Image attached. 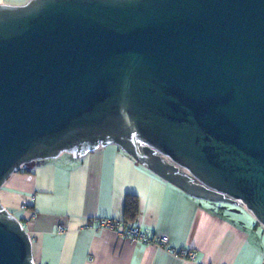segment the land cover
Returning a JSON list of instances; mask_svg holds the SVG:
<instances>
[{"label":"water","instance_id":"1","mask_svg":"<svg viewBox=\"0 0 264 264\" xmlns=\"http://www.w3.org/2000/svg\"><path fill=\"white\" fill-rule=\"evenodd\" d=\"M108 145L264 227V0L0 5V188ZM0 264H35L1 202Z\"/></svg>","mask_w":264,"mask_h":264},{"label":"crops","instance_id":"2","mask_svg":"<svg viewBox=\"0 0 264 264\" xmlns=\"http://www.w3.org/2000/svg\"><path fill=\"white\" fill-rule=\"evenodd\" d=\"M29 1L0 0V5ZM128 197L138 200L133 220L126 216ZM0 202L29 232L35 264H264V227L250 212L194 198L116 145L80 158L62 154L29 163L6 179ZM96 218L166 235L171 248L194 250L197 259L97 230Z\"/></svg>","mask_w":264,"mask_h":264},{"label":"built area","instance_id":"3","mask_svg":"<svg viewBox=\"0 0 264 264\" xmlns=\"http://www.w3.org/2000/svg\"><path fill=\"white\" fill-rule=\"evenodd\" d=\"M32 217L34 214L31 215ZM94 228L97 230H111L115 231L121 239H126L132 243L143 245H155L167 250L175 256L195 261L197 259V252L189 249H173L169 246V238L166 235L158 236L154 231H144L133 223L108 219L96 218L94 219ZM62 227H59V232H63Z\"/></svg>","mask_w":264,"mask_h":264},{"label":"trees","instance_id":"4","mask_svg":"<svg viewBox=\"0 0 264 264\" xmlns=\"http://www.w3.org/2000/svg\"><path fill=\"white\" fill-rule=\"evenodd\" d=\"M138 214V200L135 197H128L126 203V216L133 220Z\"/></svg>","mask_w":264,"mask_h":264},{"label":"rangeland","instance_id":"5","mask_svg":"<svg viewBox=\"0 0 264 264\" xmlns=\"http://www.w3.org/2000/svg\"><path fill=\"white\" fill-rule=\"evenodd\" d=\"M227 207H229V209H231V210L235 209L237 212L239 211L242 215H246V214L248 215L249 214V212L247 211V209L243 205H239V204L238 205H227Z\"/></svg>","mask_w":264,"mask_h":264}]
</instances>
